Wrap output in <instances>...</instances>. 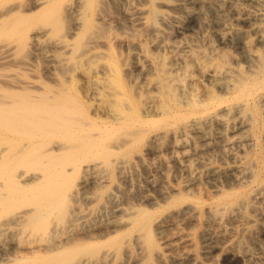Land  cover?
Masks as SVG:
<instances>
[{
    "label": "bare ground",
    "instance_id": "6f19581e",
    "mask_svg": "<svg viewBox=\"0 0 264 264\" xmlns=\"http://www.w3.org/2000/svg\"><path fill=\"white\" fill-rule=\"evenodd\" d=\"M254 225L264 0H0V264H255Z\"/></svg>",
    "mask_w": 264,
    "mask_h": 264
},
{
    "label": "rangeland",
    "instance_id": "374dc122",
    "mask_svg": "<svg viewBox=\"0 0 264 264\" xmlns=\"http://www.w3.org/2000/svg\"><path fill=\"white\" fill-rule=\"evenodd\" d=\"M193 23H194V25H193ZM197 24H195V22H192L191 23V25H190V29H189V32L194 28H196L197 30H198V26H196ZM195 29V30H196ZM195 30H192V31H194L195 33H197V30L195 31ZM194 32H190V33H194ZM194 33V34H195ZM168 170H170V168L168 167ZM261 226H263V225H259V226H257V225H254L253 226V232H251L252 234L254 233V235L253 236H251L252 234L251 233H248V235H245V234H241V236H239V238L242 240V241H245V242H247V245L248 246H250L249 248L252 250V251H254L255 249H256V251L258 250V252H256V251H254V252H256L257 253V258H256V260H255V264H264V245H263V247H262V249H261V247H260V245H258V244H255V243H252V237H253V239H257L258 237V241H263L264 242V240H263V238H264V228L263 227H261ZM257 231H258V233H259V235H257ZM197 234H195L194 235V247H195V249H197V251H200V248H201V236L199 235V232L197 231L196 232ZM263 233V234H262ZM251 234V235H250ZM260 235H262V237L260 238ZM247 237V238H246ZM250 237V238H249ZM246 239V240H245ZM261 239V240H260ZM249 241H251V243L253 244V246H252V244H250V242ZM256 247V248H255ZM257 247H258V249H257ZM255 248V249H254ZM219 248H216V249H214L213 250V252H212V254L214 255H212L213 257H214V259L216 258V260H217V262H218V264H243V259H242V257L241 256H238V255H233V254H230V253H227V252H222L221 250H218ZM263 250V251H262ZM260 251V252H259ZM222 252V253H221ZM262 253V254H261ZM260 255H261V257H260Z\"/></svg>",
    "mask_w": 264,
    "mask_h": 264
}]
</instances>
